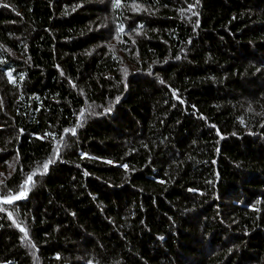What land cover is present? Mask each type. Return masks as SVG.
<instances>
[{
	"label": "trees",
	"instance_id": "1",
	"mask_svg": "<svg viewBox=\"0 0 264 264\" xmlns=\"http://www.w3.org/2000/svg\"><path fill=\"white\" fill-rule=\"evenodd\" d=\"M0 264H264V0H0Z\"/></svg>",
	"mask_w": 264,
	"mask_h": 264
},
{
	"label": "snow or ice",
	"instance_id": "2",
	"mask_svg": "<svg viewBox=\"0 0 264 264\" xmlns=\"http://www.w3.org/2000/svg\"><path fill=\"white\" fill-rule=\"evenodd\" d=\"M116 4H117V6H119V0H116ZM189 7L191 8L192 6H189ZM121 30H122V29H121ZM71 131H72V134H75V130H74V129L71 130ZM56 151H57V153H58V152H59V149H57ZM49 163H51V161H49ZM43 168H44L45 170H47V168H48V163H45V164L43 165ZM31 180H32V176H29V177H28V181H31ZM26 184H27V182H26ZM21 187H22V191H21L18 195L11 197L10 199L5 200L4 202H5V203H11L12 200H18V199H20L21 197H23L24 195H26V185H22ZM21 231H24V232H25V236H27V232H26L25 229L22 228Z\"/></svg>",
	"mask_w": 264,
	"mask_h": 264
},
{
	"label": "rangeland",
	"instance_id": "3",
	"mask_svg": "<svg viewBox=\"0 0 264 264\" xmlns=\"http://www.w3.org/2000/svg\"><path fill=\"white\" fill-rule=\"evenodd\" d=\"M113 46H116V43H115V42H112V44H109V47H110V48L113 47ZM29 186H30V182L27 184L26 189H27V188L29 189V188H30ZM26 193H27V190H26ZM24 196H25V195H24ZM24 196H23V197H24ZM23 197H21V198H23ZM14 201H15V200H14Z\"/></svg>",
	"mask_w": 264,
	"mask_h": 264
}]
</instances>
